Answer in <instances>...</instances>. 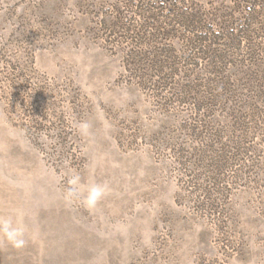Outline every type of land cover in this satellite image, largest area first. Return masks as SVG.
<instances>
[{"label":"rangeland","instance_id":"rangeland-1","mask_svg":"<svg viewBox=\"0 0 264 264\" xmlns=\"http://www.w3.org/2000/svg\"><path fill=\"white\" fill-rule=\"evenodd\" d=\"M0 264H264V0H0Z\"/></svg>","mask_w":264,"mask_h":264},{"label":"clouds","instance_id":"clouds-1","mask_svg":"<svg viewBox=\"0 0 264 264\" xmlns=\"http://www.w3.org/2000/svg\"><path fill=\"white\" fill-rule=\"evenodd\" d=\"M71 183L73 187L70 189L69 196L79 198L83 195L84 203L88 207H95L107 192V185L103 184L91 183L83 187L79 186V176L74 177ZM3 225L7 239L15 246L22 247L26 243L22 228L13 227L10 220H5Z\"/></svg>","mask_w":264,"mask_h":264}]
</instances>
